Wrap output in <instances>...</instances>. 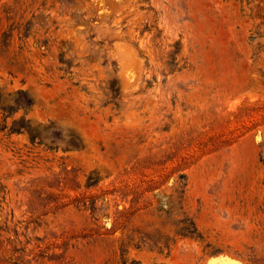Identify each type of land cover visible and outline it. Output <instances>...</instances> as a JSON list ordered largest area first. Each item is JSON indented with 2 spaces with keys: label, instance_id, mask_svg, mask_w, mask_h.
I'll list each match as a JSON object with an SVG mask.
<instances>
[{
  "label": "rangeland",
  "instance_id": "rangeland-1",
  "mask_svg": "<svg viewBox=\"0 0 264 264\" xmlns=\"http://www.w3.org/2000/svg\"><path fill=\"white\" fill-rule=\"evenodd\" d=\"M0 264H264V0H0Z\"/></svg>",
  "mask_w": 264,
  "mask_h": 264
}]
</instances>
